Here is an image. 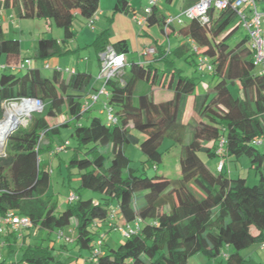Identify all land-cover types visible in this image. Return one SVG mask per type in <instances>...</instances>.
Returning <instances> with one entry per match:
<instances>
[{
  "label": "trees",
  "instance_id": "trees-1",
  "mask_svg": "<svg viewBox=\"0 0 264 264\" xmlns=\"http://www.w3.org/2000/svg\"><path fill=\"white\" fill-rule=\"evenodd\" d=\"M165 1L170 4L173 0ZM156 8L152 7L145 17L144 27L156 26L171 35L175 29L165 26L167 16ZM4 10H12L19 19L41 20L47 31L50 25L61 30L60 41L47 37L37 40L33 59L45 61L70 52L68 43L78 35L75 22L92 26L99 0H0V12ZM131 12L134 10L129 0H115L112 15ZM209 19L207 25L191 21L178 28L184 39L196 45L197 53L186 44L170 52L158 48L152 62L131 61L120 80L107 84L108 105L117 118L114 125L97 117L86 125L79 123L91 109L81 114V100L94 88L87 72L71 70L65 74L62 68H52L47 78L36 68H26L21 76L10 68L0 71V120L2 103L26 97L43 103L42 111L32 113L27 124L13 130L5 141L4 154L0 155V215L13 211L26 216L34 232L74 229L76 237L71 240L80 250L88 251L85 264H188L195 255L215 260L225 248L234 250L227 257L228 264H243L239 252L264 242V153L256 148L264 141V72H255L247 37L233 48L228 46L227 39L237 28L228 31L237 20L232 9L211 10ZM91 45L96 53L107 46L120 54L130 52L125 39L110 43L107 30L97 34ZM197 54L209 58L213 66L209 74L216 80L203 95L197 94L198 82L182 76L172 60L192 59ZM2 58L7 67L20 62V43L7 39L0 27V62ZM140 84L147 88L135 94ZM230 86L237 88L235 96ZM160 89L171 96L155 102L153 95ZM58 117L65 121L53 123ZM61 128L71 129L70 138L76 142L66 169L75 171L81 190L97 194L99 200L83 199L71 191L77 200H66L65 209L59 212L57 201L47 194L48 163L42 162L39 155H58L51 140ZM45 136L51 139L42 147ZM221 139L224 144L220 147ZM164 140L181 149L179 179L148 177L143 166L132 167L125 154L129 146L138 147L145 157L143 164L156 167L162 162L160 148ZM202 154L235 161L246 156L257 184L249 187L245 178L229 176L224 171V160L220 161V171L211 172ZM116 210V217L111 218ZM136 220L141 223L137 233L114 249L106 248L104 229L116 231L118 226ZM17 235L3 236L8 247L16 244ZM99 238V253L89 260ZM53 249L52 244L47 249L26 245L20 262L72 261L70 256H51L49 250Z\"/></svg>",
  "mask_w": 264,
  "mask_h": 264
},
{
  "label": "rangeland",
  "instance_id": "rangeland-1",
  "mask_svg": "<svg viewBox=\"0 0 264 264\" xmlns=\"http://www.w3.org/2000/svg\"><path fill=\"white\" fill-rule=\"evenodd\" d=\"M178 2L179 0H173L170 4L167 3L165 0H159L158 7L159 9L163 10L164 13H177L178 11ZM103 5L107 7L108 0H103ZM130 6L134 9V13H119L120 18H115L113 20L112 10L109 13H106L103 16H98L99 21L95 22L92 27L90 28L87 25H83L82 22L76 21L75 22V28L77 29L78 33H80V29L84 26L85 29L87 27V31L89 35H83L80 38H77L71 42L68 43V48L70 52L63 54L61 56H58L56 59L58 60L60 66L62 68H71V67H78L80 60L84 62V64L88 65L91 71L90 77L91 80L94 81V78L96 76L97 72V54L95 48L89 44L84 43L87 42L86 40H89L88 42H93L96 35L101 33L99 31L100 26H105L108 34V40L109 41H117L120 38L119 36H124L125 34L130 36L129 38L132 40V46H134L136 40L135 39H147L142 37V34L140 36H137V32L140 31V28L136 25V23L133 21V17H141L143 14V11L145 8L150 7L149 0H129ZM181 4V3H180ZM259 10L261 8H264V4H258ZM106 9V8H105ZM33 23L30 20L26 19H19L16 18L14 21H4L2 22V29L5 34V37L7 39H15L20 42L25 41V45H23V48L20 51V57L22 59L24 58H30L31 60V67L29 68H36L39 69L41 75L43 77L50 78L52 74L51 69H46L44 66L47 63H50V60H35L33 59L34 52L36 49V43L38 40V36L40 38L47 37L52 38L55 36L56 33H62L60 29L56 28L53 25L52 32L49 33H43V35H39L37 33L36 26H33ZM236 28V30L233 32V34L227 39V44L230 48H233L241 39L246 37V31L243 29L242 26L239 25V21L235 20V22L229 27L228 31H231L233 28ZM104 28V29H105ZM153 28L151 31L152 34L158 36L160 38V32H158L157 28ZM84 29V28H83ZM92 29V30H91ZM98 31H94V30ZM150 29V28H149ZM227 31V32H228ZM98 32V33H97ZM92 37V39H91ZM220 38V37H219ZM218 38V39H219ZM79 39V40H78ZM77 40L79 41L80 49H75L77 47ZM148 41H145L144 44H147ZM149 42H152V38H149ZM141 46L143 47V41L140 42ZM87 44V45H85ZM130 45V43H128ZM203 55V54H201ZM126 62L131 61L134 57H136L135 52L131 51L127 54H125ZM174 67L182 76L186 77H193L197 82V94L203 95L205 93V90L208 87H212L216 80L211 77L210 74L206 72H199L196 69L197 64V56L194 58H188L187 60L181 59V60H175ZM128 63L126 64V69H128ZM79 70H83V64L82 66L78 67ZM25 69L23 70H16L14 73L18 76H21L24 73ZM260 68L256 67L255 72H259ZM147 87L143 84H140V86L136 89L135 94H138L142 91H145ZM230 92L235 96L236 95V87L230 86L229 87ZM142 90V91H140ZM171 96V93L167 90H158L154 93L153 98L155 102H160L162 100H166ZM103 102L98 101L97 103L93 104L90 111L86 113L84 116H82L79 119V123L86 125L89 120L92 117L99 118L102 122H105V112L103 110ZM190 108V101L187 104L186 111L188 112V109ZM3 118L5 115V108L3 107ZM186 117L188 118L187 114ZM2 118V119H3ZM1 119V120H2ZM0 120V121H1ZM29 120V117H23V123L18 125L19 126H25ZM25 121V122H24ZM65 120L63 117H58L53 121V123L59 124L63 123ZM134 135H136L138 138L142 139L143 136L139 133L132 132ZM71 135V129L68 128H61L60 133L58 136H55L51 140V146L54 150L56 146H58L61 143H64L66 141L69 142V149H66L65 152L59 153L57 156H55L54 152L48 153V152H41L39 157L42 162L48 163V167L50 170V186L47 194L51 196L54 200L57 201V208L58 211H63L65 209V201L67 199V196L70 191H74L76 193H79L80 197L83 199H93L94 201L99 200V196L91 191L87 190H81L80 189V183L79 179L76 175H74V170H68L66 169L65 165L68 163L73 148L76 147V142L70 138ZM44 140L41 142V146L43 147V144L47 139H51L49 136H45L43 138ZM189 140V136H186L185 143H187ZM256 148L264 153V147H261L260 145L256 144ZM5 149V142H0V155L4 154ZM219 149V147H218ZM160 151L163 152L162 156V162L161 164L157 165L156 167L149 166L147 164H143L145 162V157L140 152L138 147L135 146H129L126 149V156L131 160V165L134 168H144V172L148 177H152L155 175L163 176L169 180H176L180 178V167H179V159H180V147L177 145H174L169 140H164ZM201 159L204 162V164L211 168L214 173H216V166L221 161L224 160V171L228 174L230 172L232 173L233 177L240 176L242 178L246 179V185L251 187L257 184V176L255 175L254 171L250 169V160L246 156H242L238 160L233 159H226L220 156L216 157H208L206 155H201ZM38 161V158H36V162ZM71 172V174H70ZM166 210V209H165ZM72 231V232H71ZM106 234L104 236V244L106 245V248H116L119 244L124 242V238L121 236V234L118 231H109L106 232V229L103 230ZM64 238H69L74 240L76 237V233L74 229L70 227H66L64 229ZM30 245L32 246H41L44 249H47V247L51 244L54 245L53 250H49L51 256L57 257L60 256L63 258L65 256L72 257V261L69 264H85V260L82 255L88 254L87 250H80L75 242H65L64 239H58L56 231L52 233H48L46 231H40L37 230L32 236L31 239H29ZM262 247V246H260ZM25 247H21L20 244H13L11 251H9L6 248L0 249V256H1V262L3 264H23L21 261L22 252L24 251ZM256 248V247H254ZM264 248V247H262ZM228 249V250H227ZM253 251L245 250L239 252V255L241 258H244L246 262L243 264H264V261L262 260V255L259 252H256V250L253 252V255L251 258H249L248 255H250V252ZM234 252L232 248H225L222 254L217 257L215 260H208L203 255H195L192 256L188 264H228L227 263V256L228 254H231ZM263 261V262H262ZM48 264H56L54 262H49Z\"/></svg>",
  "mask_w": 264,
  "mask_h": 264
},
{
  "label": "built area",
  "instance_id": "built-area-1",
  "mask_svg": "<svg viewBox=\"0 0 264 264\" xmlns=\"http://www.w3.org/2000/svg\"><path fill=\"white\" fill-rule=\"evenodd\" d=\"M159 0H149L150 7L145 8L141 17H133V21L139 28L144 27L145 17L151 13L152 7L158 4ZM264 4V1L256 3L255 0H198L195 4L188 8L183 9L176 15L167 16L165 19V26L178 29L184 26L186 23L196 21L201 25H207L209 23V11L219 12L230 8L234 11L239 25L246 31V37L248 39V45L253 53V65L260 68L261 72H264V8L259 10L258 4ZM89 27H92L89 25ZM190 50L193 53H197V47L194 43L189 41ZM154 48H147L143 50L144 55L153 56L155 54ZM197 65L196 69L199 72L211 73L213 66L208 57L197 54ZM99 70L94 78L93 83L97 84L93 90L88 93V96L84 98L81 105V114H85L93 104L98 101L103 102V110L105 112V123L107 125H114L117 123V118L108 105L109 91L107 84L112 80H120L125 68H126V57L124 54H120L114 51L111 46L105 47L98 55ZM31 67V60L25 59L18 62L17 64L7 67L6 65H0V70L10 68L11 70H23ZM46 69H50L48 65ZM56 70H60L59 67H55ZM65 74L71 73L69 69L60 70ZM5 108V115L12 106L24 105L27 108V115L29 117L32 113H38L42 111L43 103L38 98H22L17 102H6L2 103ZM4 115V117H5ZM25 122V121H24ZM224 144V141L220 140V147ZM257 144H260L259 142ZM69 146V142L66 141L59 144L55 148L56 153L64 152ZM221 150H219L220 152ZM222 162L217 166V170L220 171ZM67 202L72 203L77 200V195L73 192L67 196ZM117 210L112 212L111 218L116 217ZM140 221L136 220L129 224H122L118 226V231L124 239L129 238L131 235L137 233L140 229ZM32 227L30 219L26 216L19 215L16 212L10 211L4 215H0V237L7 234H20L22 231L29 230ZM58 239H64L65 242H72L69 238H64L63 232H57ZM101 239H97L90 259L93 260L99 253V247L101 245ZM262 247L264 245H261ZM1 262V256H0Z\"/></svg>",
  "mask_w": 264,
  "mask_h": 264
},
{
  "label": "crops",
  "instance_id": "crops-1",
  "mask_svg": "<svg viewBox=\"0 0 264 264\" xmlns=\"http://www.w3.org/2000/svg\"><path fill=\"white\" fill-rule=\"evenodd\" d=\"M197 0H179V2H178V6H179V8H178V11H177V13H175V14H173V13H169V12H166V13H164V11L162 10V12H163V15L164 16H168V15H176V14H178V13H180L183 9H185V8H187V7H189V6H191L192 4H194L195 2H196ZM103 0H99V11H98V15H97V18H96V20L94 21V23L95 22H98L100 19H99V17L98 16H103V15H105L106 13H109L111 10H112V8H113V5H114V3H115V0H108V5H107V7L106 6H104L103 5ZM181 3V4H180ZM158 5L159 4H157V10L159 11V10H161V9H159V7H158ZM106 8V9H105ZM132 8V7H131ZM132 10H134L133 8H132ZM120 16L121 15H119V13L118 14H116V15H113L112 17H113V20L115 19V18H120ZM16 15L14 14V12L12 11V10H4V11H1L0 12V27H1V29H2V22H4V21H14V20H16ZM30 21H32V22H35V23H33V26H36V29H37V33L39 34V35H43V33L45 34H47V33H49V32H52V30H53V25H50V29L47 31L46 29H45V23L43 22V21H41V20H30ZM85 26V25H84ZM82 27L81 29H80V33H78V35H77V37L75 38V39H77V38H80L81 36H83V35H89V33H88V31H87V27H86V29H85V27ZM156 27V26H155ZM84 28V29H83ZM90 28H93V27H90ZM105 28V26L103 27V26H100L99 27V31H104V30H106V28ZM157 28V30H158V32H160V38H158V36H156V35H154V34H152L151 32V30L153 29V28H147V27H142V28H140V31H138L137 32V36H140V34H142V37L143 38H147V39H135L136 40V46H135V49H136V51L134 50V46H132V40L129 38L130 36H128V35H122V36H119L118 38H120V39H125L128 43H130V45H129V50L131 51V49H132V51L133 52H135V54H136V57H134L131 61H135V62H138V63H150V62H152V60H153V56H149V55H144L143 54V50L144 49H147V48H154L155 49V51H157V49L158 48H160L161 50H166V51H172V50H174L175 48H177V47H179V46H181V45H183V44H186V45H188V46H190V43H189V40H187V39H184L179 33H178V29H175L174 31H173V33H171V35H169V36H167L166 34H164V33H162L160 30H159V28L158 27H156ZM92 30V29H91ZM2 31H3V29H2ZM95 32L96 31H98V30H94ZM98 33V32H97ZM145 36V37H144ZM38 39L40 38V36H38L37 37ZM52 38H54V39H56L57 41H60V39L62 38V33H56L55 34V36H53ZM149 38H152V42H149ZM91 39H92V37H91ZM79 40V39H78ZM77 40V47L75 48V49H77V50H79L80 49V44H79V41ZM87 42H84V43H89V44H91L92 42L90 41V42H88L89 40H86ZM143 41V47L141 46V43L140 42H142ZM145 41H148L147 42V44H144L145 43ZM110 43H114L115 41H109ZM19 43H20V51H21V49L23 48V45H25V41H23L22 40V42H20L19 41ZM36 45H37V43H36ZM85 45H87V44H85ZM156 53V52H155ZM97 54V59H98V55H99V53H96ZM194 58V57H193ZM25 59H30V58H24V59H22L21 57H20V61L21 60H25ZM198 60V59H197ZM131 61H128L127 63L129 64ZM82 64H83V70L81 69V71H84V72H87L88 74H91V71H90V68H89V66L88 65H86V64H84V62L82 61V60H80V62H79V65H78V67H80V66H82ZM0 65H7L6 63H5V59L4 58H2V60H1V62H0ZM46 65H48L49 66V68L50 69H52V68H55V67H59V68H62L61 66H60V64H59V62H58V60L56 59V58H53V59H51L50 60V63H47ZM45 65V66H46ZM44 66V67H45ZM78 67L76 66V68L75 67H71V68H68V67H66V68H62V69H70V70H74V71H77V70H79L78 69ZM98 70H99V63L97 64V72H98ZM0 71H2V70H0ZM97 75V74H96ZM92 86H94V87H96L97 86V84H94L93 83V81H92ZM208 87V86H207ZM83 100H84V98L81 100V102H83ZM57 147V146H56ZM261 147H264V141H263V143H262V145H261ZM65 152V151H64ZM61 153V152H60ZM59 154V153H58ZM218 165V164H217ZM207 167V166H206ZM211 172H213V170H211V168H209V167H207ZM216 171H217V166H216ZM229 176H231L232 177V173L230 172V174H229ZM71 192V191H70ZM69 192V193H70ZM72 232V231H71ZM34 234H35V232L32 230V229H29V230H25V231H22L20 234H18L17 236H16V244H20V246L21 247H25L26 245H29L30 244V241H29V239H31L32 238V236H34ZM261 245H264V242H263V244H254V245H252V246H250V247H248L247 249H245V250H253V251H251L250 252V255H248L249 256V258H251L252 257V255H253V252L256 250V252H259L261 255H262V260L264 261V248H262V247H260ZM52 247L54 248V245L52 244ZM254 247H256V248H254ZM264 247V246H263ZM3 248H6V249H8L9 251H11V248H12V245L10 246V247H8V243L7 242H5V237H2L1 239H0V249H3ZM228 250V249H227ZM245 250H243V251H245ZM82 255H85V256H83V257H85V258H87L88 257V254H83L82 253ZM230 254H228V256H229ZM61 256V255H60ZM227 256V257H228ZM242 259H244V258H242ZM262 261V262H263ZM244 262H246V260L244 259Z\"/></svg>",
  "mask_w": 264,
  "mask_h": 264
},
{
  "label": "bare ground",
  "instance_id": "bare-ground-1",
  "mask_svg": "<svg viewBox=\"0 0 264 264\" xmlns=\"http://www.w3.org/2000/svg\"><path fill=\"white\" fill-rule=\"evenodd\" d=\"M27 108L24 105L12 106L5 117L0 121V142H5L18 125L23 123V117L27 115Z\"/></svg>",
  "mask_w": 264,
  "mask_h": 264
},
{
  "label": "water",
  "instance_id": "water-1",
  "mask_svg": "<svg viewBox=\"0 0 264 264\" xmlns=\"http://www.w3.org/2000/svg\"><path fill=\"white\" fill-rule=\"evenodd\" d=\"M8 138V137H7ZM7 138L5 140H7Z\"/></svg>",
  "mask_w": 264,
  "mask_h": 264
}]
</instances>
